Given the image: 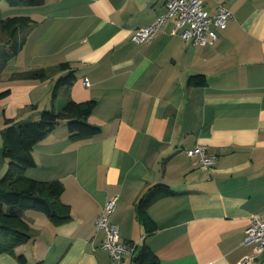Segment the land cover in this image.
Instances as JSON below:
<instances>
[{"label": "crops", "instance_id": "1", "mask_svg": "<svg viewBox=\"0 0 264 264\" xmlns=\"http://www.w3.org/2000/svg\"><path fill=\"white\" fill-rule=\"evenodd\" d=\"M164 1H6L0 7L4 17L32 19L18 35L24 36L20 51L0 66V91L8 89L0 98L4 117L33 120L69 96L95 101L88 120L100 126L92 137L72 139L62 120L34 145L35 166L24 175L60 180L71 216L55 222L44 212L24 211L32 236L14 250L26 264H109L98 246L103 230L94 224L114 195L118 237L145 242L163 264H239L252 247L242 243L243 231L252 216H264V0H221L232 16L212 44L182 40L173 17L151 41L132 40L133 29L150 23ZM203 4L213 12L215 0ZM7 52L5 44L0 59ZM64 61L76 79L53 97L54 78L64 71L43 79L30 71ZM197 73L204 74L203 85L189 83ZM198 144L216 156L207 169L186 153ZM154 182L175 193L148 204L155 230L146 234L135 204ZM120 262L134 264L133 255ZM0 264L19 263L0 253ZM249 264H264V250Z\"/></svg>", "mask_w": 264, "mask_h": 264}, {"label": "trees", "instance_id": "2", "mask_svg": "<svg viewBox=\"0 0 264 264\" xmlns=\"http://www.w3.org/2000/svg\"><path fill=\"white\" fill-rule=\"evenodd\" d=\"M1 1V0H0ZM9 6L20 4L40 5L47 0H5ZM32 19L29 15L15 14L2 16L0 10V33L4 39L0 48L8 45L9 52L3 54L0 66L20 51L24 36L18 35ZM59 73L53 82L52 96L60 86L69 87L76 79L75 70L64 61L48 68H35L30 71L31 78L43 79L50 75V71ZM190 84L203 85L206 82L204 74L190 75ZM8 89L0 91V98L6 95ZM96 102L92 99L74 101L67 96L63 104L55 109H43L38 118L23 123L13 118L4 117L3 107H0V117L4 126L0 128V163L6 168L0 174V253L12 255L19 264H26L23 253H15L14 248L27 242L32 236L29 224L22 216L26 209L44 212L55 222L68 219L70 207L61 202L60 195L63 184L60 180H36L24 175L27 168L35 166L33 156L34 145L45 138L60 121L64 120L69 137L87 138L100 131V126L89 122ZM175 190L164 182H154L142 191L135 204V210L143 223L146 234H152L155 224L146 213V207L160 195L172 194ZM145 242L137 244L132 254L134 264H163L158 255Z\"/></svg>", "mask_w": 264, "mask_h": 264}, {"label": "built area", "instance_id": "3", "mask_svg": "<svg viewBox=\"0 0 264 264\" xmlns=\"http://www.w3.org/2000/svg\"><path fill=\"white\" fill-rule=\"evenodd\" d=\"M204 0H165V9L147 25L133 29L131 38L134 41L149 42L168 18L173 17V32L178 33L182 40L195 45H208L218 39L217 29H222L231 16V9L221 0H215V8L209 13L204 9ZM188 156H194L200 168L207 169L215 161V154L207 151L200 144L186 149ZM117 196L105 199L96 220L97 229L103 230V238L98 245L109 255V264H120L124 257L133 254L137 246L134 242L120 239L118 225L112 220L117 206ZM243 244H252L250 250L239 261V264H249L259 252L264 250V216L254 215L244 229ZM92 248L96 246L92 243ZM204 264H214L208 261Z\"/></svg>", "mask_w": 264, "mask_h": 264}, {"label": "rangeland", "instance_id": "4", "mask_svg": "<svg viewBox=\"0 0 264 264\" xmlns=\"http://www.w3.org/2000/svg\"><path fill=\"white\" fill-rule=\"evenodd\" d=\"M6 5V1L5 0H1L0 1V7L3 8ZM4 37L3 35L0 33V44L2 43L1 41H3ZM5 166V165H4ZM4 168L0 167V174L2 173Z\"/></svg>", "mask_w": 264, "mask_h": 264}, {"label": "water", "instance_id": "5", "mask_svg": "<svg viewBox=\"0 0 264 264\" xmlns=\"http://www.w3.org/2000/svg\"><path fill=\"white\" fill-rule=\"evenodd\" d=\"M133 259H134V257H133Z\"/></svg>", "mask_w": 264, "mask_h": 264}]
</instances>
